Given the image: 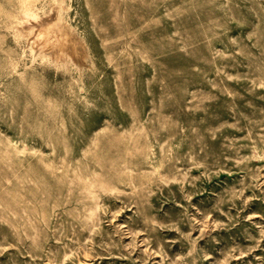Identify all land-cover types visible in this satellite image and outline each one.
I'll return each mask as SVG.
<instances>
[{"label":"rangeland","instance_id":"374dc122","mask_svg":"<svg viewBox=\"0 0 264 264\" xmlns=\"http://www.w3.org/2000/svg\"><path fill=\"white\" fill-rule=\"evenodd\" d=\"M0 264H264V0H0Z\"/></svg>","mask_w":264,"mask_h":264},{"label":"bare ground","instance_id":"6f19581e","mask_svg":"<svg viewBox=\"0 0 264 264\" xmlns=\"http://www.w3.org/2000/svg\"><path fill=\"white\" fill-rule=\"evenodd\" d=\"M73 39H74V37H73ZM70 40H72V39H70ZM76 41V40H75ZM72 42V41H71ZM79 44H80V42H79ZM70 45V44H69ZM56 53V52H55ZM58 57H61V56H58Z\"/></svg>","mask_w":264,"mask_h":264}]
</instances>
